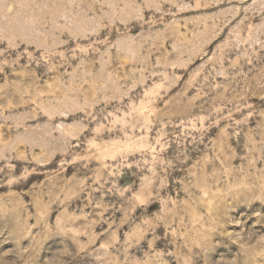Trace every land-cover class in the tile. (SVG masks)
I'll return each mask as SVG.
<instances>
[{
    "label": "rangeland",
    "instance_id": "374dc122",
    "mask_svg": "<svg viewBox=\"0 0 264 264\" xmlns=\"http://www.w3.org/2000/svg\"><path fill=\"white\" fill-rule=\"evenodd\" d=\"M0 264H264V0H0Z\"/></svg>",
    "mask_w": 264,
    "mask_h": 264
}]
</instances>
